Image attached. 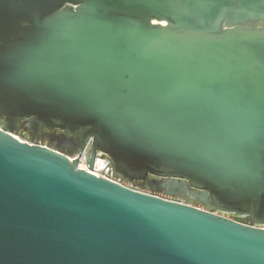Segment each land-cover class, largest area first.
Segmentation results:
<instances>
[{"label":"water","instance_id":"1","mask_svg":"<svg viewBox=\"0 0 264 264\" xmlns=\"http://www.w3.org/2000/svg\"><path fill=\"white\" fill-rule=\"evenodd\" d=\"M0 121V264H264V0H0Z\"/></svg>","mask_w":264,"mask_h":264},{"label":"flooded vegetation","instance_id":"2","mask_svg":"<svg viewBox=\"0 0 264 264\" xmlns=\"http://www.w3.org/2000/svg\"><path fill=\"white\" fill-rule=\"evenodd\" d=\"M0 123H3V122L0 121ZM22 134L26 139L30 138L29 136H27V134L25 132H22ZM37 140H38V138L36 137L34 139V141L36 142ZM39 143H40V140H39ZM82 161H84V160H82ZM121 182L124 185L139 189V190L146 192V193H153L155 195L161 196V197L166 198V199H174V200L180 201L182 203L190 204L194 207L210 210L208 207H205L204 205H202L199 198L196 197V194L198 192L189 188L187 186L186 182L178 183L177 185H175L174 189H172V187L170 186L171 184H169L165 180H158V183L154 184L152 186L149 184L143 183V182L130 183L128 181H123V180ZM224 216L228 217L229 219H235L236 218V216H234V215H226L225 214ZM243 222L250 224V221H248L247 219H243Z\"/></svg>","mask_w":264,"mask_h":264},{"label":"built area","instance_id":"3","mask_svg":"<svg viewBox=\"0 0 264 264\" xmlns=\"http://www.w3.org/2000/svg\"><path fill=\"white\" fill-rule=\"evenodd\" d=\"M98 160H100V159H98ZM98 160L96 162L95 169H94L93 173L98 175V176H103V177L110 176V177H113L110 169L108 168L107 162L105 160H101V162L99 163ZM79 167L81 169H84V170H87V171H88V168H89L85 161H82L80 163Z\"/></svg>","mask_w":264,"mask_h":264},{"label":"bare ground","instance_id":"4","mask_svg":"<svg viewBox=\"0 0 264 264\" xmlns=\"http://www.w3.org/2000/svg\"><path fill=\"white\" fill-rule=\"evenodd\" d=\"M101 160H104V158H100V160H98V161H99V163L101 162Z\"/></svg>","mask_w":264,"mask_h":264},{"label":"rangeland","instance_id":"5","mask_svg":"<svg viewBox=\"0 0 264 264\" xmlns=\"http://www.w3.org/2000/svg\"><path fill=\"white\" fill-rule=\"evenodd\" d=\"M98 168H99V167H98ZM225 217H226V216H225ZM227 218H228V217H227ZM261 228H264V227L261 226Z\"/></svg>","mask_w":264,"mask_h":264}]
</instances>
